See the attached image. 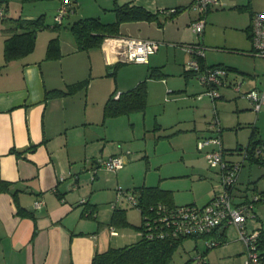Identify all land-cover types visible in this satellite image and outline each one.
Returning a JSON list of instances; mask_svg holds the SVG:
<instances>
[{
    "label": "crops",
    "instance_id": "0c3cea01",
    "mask_svg": "<svg viewBox=\"0 0 264 264\" xmlns=\"http://www.w3.org/2000/svg\"><path fill=\"white\" fill-rule=\"evenodd\" d=\"M82 1L78 8L79 16L74 17L78 4L62 17L56 30L53 25L57 23L55 17L62 0L58 3L54 0L52 8L45 0L0 1V181L10 182L8 190L0 191V264H91L96 251L129 244H123L125 234L120 235L116 226L109 222L114 208L120 207L112 204L110 209L98 205L104 193L109 195L108 200L114 193L111 187H106L108 176L100 178L99 174L106 171L123 177L121 169L124 167L116 172L106 170L100 165V160L129 151L124 149L126 143H123L128 127L121 129L120 121L114 123V119L121 116L104 118L103 114L105 101L113 93L123 91L118 84L114 87L107 73L116 63L115 56L110 46L104 43L106 37L98 46L81 49L69 29L71 23L80 17L98 16L104 22L112 21L114 0ZM87 1L89 3L85 4ZM152 2L155 5L149 4L155 8L153 11L165 7H187L185 0ZM254 2L260 9L253 8ZM247 4L253 9L252 13L264 11V0H250ZM49 9L54 10L53 18L45 20L48 26L38 30L34 49L6 61L3 49L5 39L10 35V24L6 19L45 16ZM181 11L166 20L162 27L155 21L123 22L119 35L161 41L167 30L166 22L175 19ZM248 26H231L236 32L231 37L223 35L220 40L214 38L215 27L204 26L203 41L208 46L218 43V40L234 46L232 38L236 34L234 41L237 47L251 55ZM52 37L59 39L60 54L48 58L46 48ZM216 51L221 57L209 64L204 54V64L229 66L225 61V52L217 47ZM150 56L146 63H133L138 67L148 65L152 61ZM110 72L113 74L114 71ZM140 78L137 77L133 84L138 83ZM52 89L67 92L45 97L46 91ZM254 167H249L252 179L248 177L244 187L235 186L236 197L239 194L243 199L244 193L250 196L253 190L264 192V181L260 180V176L254 179L259 174V171L254 172ZM36 200L43 201L38 208L34 206ZM173 204L176 205L174 201ZM20 206L31 211L34 217L18 213ZM253 213L254 216L246 222L247 228L255 229L261 225L264 229V201L254 204ZM110 226L117 234L111 235ZM229 227L236 231L233 225L217 229L218 233H223L220 238L223 242H228L226 233ZM236 237L239 239L237 231ZM232 243L224 248L231 247ZM238 252L239 256L232 260V264H243L244 250L239 249Z\"/></svg>",
    "mask_w": 264,
    "mask_h": 264
},
{
    "label": "rangeland",
    "instance_id": "374dc122",
    "mask_svg": "<svg viewBox=\"0 0 264 264\" xmlns=\"http://www.w3.org/2000/svg\"><path fill=\"white\" fill-rule=\"evenodd\" d=\"M56 1L58 3V0ZM152 1L139 0L136 3L150 5L148 8L152 10L155 9L149 4V2L154 4L155 1ZM249 1L219 0V4L206 13L205 27L216 28L215 39L220 40L223 35L231 37L236 32L231 26L239 28L250 24L249 14L253 9L251 10L250 4H247ZM52 2L54 0H45L50 8ZM81 3L82 0H77L76 5L79 6L74 17L79 16L78 8ZM88 3L89 1L85 2ZM184 5L187 7L181 11L179 17L166 22L165 36L162 37L158 50L150 56L155 62L151 61L152 64H143L140 67L133 62H122L116 68L115 74H110V71H114V67L107 70L114 87L118 84L123 91L133 87L137 77L144 79L147 69H151L152 66L157 67L156 70L160 73L159 76L147 79L145 110L120 115V118L114 119V123L121 122V129L124 126L128 127L127 137L124 138L123 143H126L124 149L129 150V159L126 157V163L121 169L123 177L106 171L99 174L100 178L108 176L106 187H111L114 192L111 200H108L109 195L104 193L98 204L99 207L111 209L112 204H115L116 207L123 208L127 221L132 224H114L120 235L125 234V237H122L123 244L135 242L139 238L134 225L142 222V216L139 209L132 205L127 197L136 196L140 186H159L169 190L176 205L187 203L203 205L216 190H219V169L209 167L204 151L197 148L198 138L212 134L210 122L213 113L217 115L222 128V146L227 150L224 158L228 161H243L242 151L236 148L247 145L249 135L254 128L258 130L260 137L264 138V108L256 113L250 101L242 95L251 89L264 88V58L244 53L234 41L236 34L232 38L234 46H228L219 40L211 46L205 45L203 35H197L191 29V24L197 17L193 0H185ZM258 7L254 2L253 8L260 9ZM47 13L45 20L52 19L54 10L49 9ZM192 42H201L209 64L221 57L220 52L216 51L217 47L225 52L227 65L237 68L228 71L226 85L217 88L221 96L215 99L205 93L206 87L200 82L197 74L190 75L185 71L186 63L192 56L182 45ZM154 63L157 64L153 65ZM240 81V92H237L233 89L234 83ZM261 153L264 154V148L261 149ZM250 166H255L254 172L259 171V174L254 173L257 175L254 179L260 176V180L264 181V175H261L264 167L251 165L245 160L241 166L238 186L244 187L248 177L252 179V175L249 176ZM91 175L92 173L89 174V178ZM251 184L252 182L248 184L249 187ZM118 187L124 190L126 196L117 197ZM240 198L238 194L236 200H241ZM226 235L228 242L219 240V244L209 249H206V240L212 238L211 236L187 237L174 251L170 264H185L187 260L195 258L202 252H205V262L202 264H232V260L239 256V249L244 250V262L246 248L241 240L236 239L235 229L227 228ZM233 238L236 241H233L235 240ZM231 243V247L224 248Z\"/></svg>",
    "mask_w": 264,
    "mask_h": 264
},
{
    "label": "built area",
    "instance_id": "2783aa9c",
    "mask_svg": "<svg viewBox=\"0 0 264 264\" xmlns=\"http://www.w3.org/2000/svg\"><path fill=\"white\" fill-rule=\"evenodd\" d=\"M219 4V0H193V7L197 10V17L192 22L191 28L197 35L202 34L205 26V15L211 8ZM175 9L161 8V12H171ZM68 12V4L63 2L56 14V20L61 21L63 15ZM2 10L0 9V15ZM250 40L252 47L249 50L251 55L264 57V11L255 12L250 20ZM107 43L114 53L115 61L146 63L150 54L158 50L160 41L154 38H139L133 36L119 35L106 37ZM192 58L186 63V70L195 72L200 82L206 87L205 93L212 99L221 96L218 87L226 85L228 71L222 66H206L200 69L199 58L204 57V47L201 42L183 44ZM229 84V83H228ZM227 84V85H228ZM240 82L234 83V90L240 92ZM120 92L114 94V98ZM247 98L254 111L259 112L264 108V88L251 89L242 94ZM210 127L213 133L210 136L198 138L197 148L203 150L209 167H217L220 173V190L204 205L185 204L167 206L157 204L154 214L146 218L147 236L152 238L163 237L164 235H188L199 236L210 233L217 228L233 225L236 228L238 238L246 248V259L243 264H262L259 252L262 226L255 229H248L246 222L254 216L253 206L255 202L264 201V193L252 192L248 199L235 202L233 190L238 182V175L241 169V162H231L224 158L220 138V123L216 114L212 116ZM242 155L245 156L246 149L243 148ZM257 152L261 149L257 148ZM129 151L123 154L110 156L100 160V165L106 170L118 171L124 166ZM117 197L124 195L122 188H117ZM132 205L137 204L136 196L127 197ZM42 200H36L35 207L42 205ZM111 235L117 234L113 226H110ZM219 240L207 238V246L219 244ZM195 259V260H194ZM188 264H201L205 257L198 254Z\"/></svg>",
    "mask_w": 264,
    "mask_h": 264
},
{
    "label": "trees",
    "instance_id": "16d2710c",
    "mask_svg": "<svg viewBox=\"0 0 264 264\" xmlns=\"http://www.w3.org/2000/svg\"><path fill=\"white\" fill-rule=\"evenodd\" d=\"M22 1L28 2V1H37V0H22ZM63 2L68 4V11H70L71 9L75 8L77 0H62V3ZM248 6L249 5H247V7ZM169 8L172 7H165L164 9H169ZM173 8L175 9L174 11L165 13V12H161L160 9L155 11L150 10L146 6L133 1L118 3L116 0H114V6L113 8H111V10L114 12V19L112 21L104 22L98 16L80 17L71 23L69 29L72 32L78 47L81 49H88L90 47L100 45L103 39L107 36L119 35L120 25L123 22L140 21V20L155 21L159 27H162L166 20L172 19L173 17L176 16V14L179 11L184 9L178 6L176 7L174 6ZM254 13L255 12L253 13L251 12V17ZM6 21L10 24L8 27L10 35L5 39L4 49H3L4 57L6 61L15 57L23 56L31 52L34 49L36 34L38 30L48 26V24L45 22L44 14H40L36 18L8 17ZM56 22L57 23L53 25V28L55 29H57L61 23L58 20H56ZM246 29L249 31V36H250V24ZM59 54H60L59 39L58 37H52L49 40L46 48V57L54 58L59 56ZM120 63L122 62L117 61L113 65L114 67L113 74H115L116 72L115 70ZM199 63H200V69L205 68L206 66H222L227 70L236 69L231 66H224L220 64L205 65L202 58H199ZM149 69L144 79L140 80L130 89L121 91L117 98H113L114 96L113 93L105 101L103 107L104 118L145 110L146 100H147V79L151 77L159 76L160 74L159 71L156 70L157 67H151V69L150 70ZM185 71L188 72V74L190 75H193L195 73L192 71L190 72L188 70ZM64 92H67V90H62V89L47 90L45 97L60 95L61 93ZM214 114L215 113H213V116ZM210 131L213 133L212 127ZM221 134H222V128L220 130V138H221ZM261 147L264 148V139L260 137L258 130L254 128L249 135V140L247 142V145L244 147L236 148V150L237 149L242 150L243 148H245L246 152H245V156L243 157V161L246 160L251 165L257 164L260 166H264V154H262L261 152H257V148H261ZM222 150H223V155L226 154L227 150L223 148V146H222ZM16 153H19V151H16ZM243 161H240L241 166L243 165ZM9 184L10 182L1 180L0 191L8 190ZM253 192H258V191L253 190ZM215 193H213V195ZM259 193H264V192H259ZM233 194H234V190H233ZM251 195L247 196V194L244 193L242 196L243 199L246 200L250 198ZM234 196L236 197L235 194ZM136 197H137V204L135 206L139 209L142 216V222L139 225H134L136 227V230L139 231L140 234L139 238L135 242L123 246H118V247L112 246V247H108L104 251H96L92 257L91 264H170L174 251L180 245H182L184 239L190 237L188 235H171V234L164 235L163 237L154 236L152 238L147 236V230L145 227L146 218H148L149 215L154 214L156 205L160 203L167 206H174L171 193L169 190L162 189L159 186H140ZM241 200H236L235 198L236 203L240 202ZM187 204H196V203H187ZM17 212L22 215L34 217L31 211L26 210L21 206L18 207ZM111 223L117 225H132L127 221L126 216L124 214V209H120V208H114L111 216ZM217 229L211 231L210 233L199 236H203V237L211 236L212 239L215 240L217 239L222 241L220 238L223 237V233H218ZM262 231H264V229H262ZM211 247L214 246H207L206 249H209ZM258 248L260 252L261 262L262 264H264V232L261 233V238ZM200 255L205 257V252L200 253ZM191 260L192 259L187 260L185 264H188L189 262H191Z\"/></svg>",
    "mask_w": 264,
    "mask_h": 264
},
{
    "label": "water",
    "instance_id": "95a60500",
    "mask_svg": "<svg viewBox=\"0 0 264 264\" xmlns=\"http://www.w3.org/2000/svg\"><path fill=\"white\" fill-rule=\"evenodd\" d=\"M93 177V176H92Z\"/></svg>",
    "mask_w": 264,
    "mask_h": 264
}]
</instances>
